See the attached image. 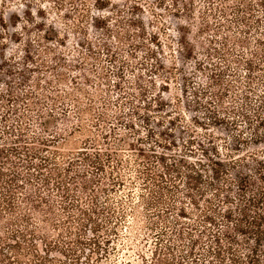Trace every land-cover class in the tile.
Instances as JSON below:
<instances>
[{"label": "trees", "instance_id": "trees-1", "mask_svg": "<svg viewBox=\"0 0 264 264\" xmlns=\"http://www.w3.org/2000/svg\"><path fill=\"white\" fill-rule=\"evenodd\" d=\"M161 1L192 26L177 44L198 63L200 82L185 76L184 90L194 128L155 122L151 111L169 105L161 95L156 106L138 98L126 81L130 63L108 45L122 61L116 104L88 75L93 92L76 83L65 93L75 116L54 110L66 102L58 88L26 101L10 91L28 113L11 109L21 119L14 128L0 117V264H264V155L251 152L264 145V0ZM67 3L87 21L88 0H59L58 10ZM110 3L93 5L97 30L110 32Z\"/></svg>", "mask_w": 264, "mask_h": 264}, {"label": "rangeland", "instance_id": "rangeland-1", "mask_svg": "<svg viewBox=\"0 0 264 264\" xmlns=\"http://www.w3.org/2000/svg\"><path fill=\"white\" fill-rule=\"evenodd\" d=\"M96 1L88 0L89 11L85 13L89 18L82 22L76 17L73 5L67 3L62 11L58 10L59 0H0V103L3 106L0 117H10L7 125L14 128L21 124V119L18 121L15 114L11 115V109L18 108L21 114L28 113L26 103L14 104L10 91L26 101L32 92L40 91L50 96L52 89L58 88L59 95L65 98V93L75 91L76 83L88 88L85 75L98 82L103 89L101 94L107 93L116 104L119 96L114 83L118 81L122 61L113 62L107 54L108 45L130 63L132 70L129 67L126 71V81L136 88L134 92L138 98L150 104L161 95L169 105L165 113L151 111L155 122L168 125V121L177 118L182 120L180 126L194 128L192 118L195 114L190 109L194 98L190 91L187 94L184 90L189 83L192 84L185 76L190 81L200 82L198 63L187 60L177 44L178 31L183 26L192 27L190 22L178 16L170 3L163 4L161 0H109L111 5L105 16L110 22V32H105L93 27L91 17H99L93 8ZM3 22L8 29H3ZM16 24L17 27H13ZM196 32L194 27L190 40L197 37ZM87 40L93 44L95 55L86 50ZM196 51V57L203 62L204 51L199 46ZM60 57L65 61L59 60ZM216 62L225 66L219 58ZM141 87L144 92L140 95ZM88 90L93 92L91 88ZM65 101H59L54 110L75 116L70 100L65 98ZM141 112L147 111L142 108ZM72 126L71 129L76 126L74 121ZM6 129L0 122V141L7 135ZM35 133L40 135L43 132L38 127ZM217 134L227 138L225 132ZM9 144L16 143L10 138ZM74 147L69 142L64 149L69 151ZM251 152L262 158L264 145L252 146ZM124 263L120 258L118 262L114 260L106 264Z\"/></svg>", "mask_w": 264, "mask_h": 264}]
</instances>
